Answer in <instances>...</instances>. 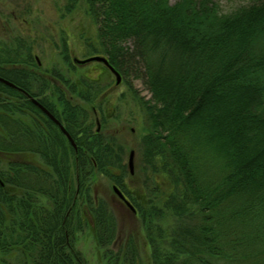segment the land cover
Masks as SVG:
<instances>
[{
    "label": "trees",
    "instance_id": "trees-1",
    "mask_svg": "<svg viewBox=\"0 0 264 264\" xmlns=\"http://www.w3.org/2000/svg\"><path fill=\"white\" fill-rule=\"evenodd\" d=\"M76 9L92 27L89 52L108 59L145 113L146 134L131 147L139 163L132 176L122 134L106 131L103 63L68 92L56 86L55 104L44 95L50 81L40 77L43 87L33 91L38 78L20 67L37 65L34 51L5 46L2 67H16L0 68V76L40 100L77 149L22 93L0 82V153L13 158L0 170V264H87L75 235L89 213L100 242L113 243L115 221L94 197L98 175L133 196L150 264H264V0L226 14L214 0H67L65 12ZM133 69L143 72L150 100L135 91ZM77 96L85 105L68 100ZM16 113L32 117L37 129ZM31 151L51 170L27 162ZM140 174L145 180L138 187ZM164 214L176 219L167 235L153 218ZM158 238L169 239L172 252L164 253ZM135 243L129 238L118 255L134 253ZM15 251L16 261L5 258ZM135 258L131 264H139Z\"/></svg>",
    "mask_w": 264,
    "mask_h": 264
},
{
    "label": "rangeland",
    "instance_id": "rangeland-1",
    "mask_svg": "<svg viewBox=\"0 0 264 264\" xmlns=\"http://www.w3.org/2000/svg\"><path fill=\"white\" fill-rule=\"evenodd\" d=\"M177 1L178 0H171L172 3ZM251 1L252 0H214V2L218 3L219 9L223 14L229 13L240 6L248 5ZM66 4L67 0H0V55L4 53L6 49L5 46H7L10 51H15L19 45H23L24 51L28 50L27 48L30 47L31 50L34 51L33 55L36 63L38 59L41 66H39L38 63L36 66L32 63L30 65L23 64V66L20 67L28 73L31 72L33 76L38 78L36 80L34 79V82H31L33 91H37L39 88L43 87V83L39 80L42 76L46 77L49 75L57 80L59 84H55V82L46 77L50 83L47 84V90H45L46 93L44 94L55 104H60L56 86L68 92L74 83L80 81L85 72L91 71L93 67H97V62L95 61L86 64L79 61H84L93 56H101L89 52L91 51L92 42H90V38L93 31L87 15H84L81 9H76L72 13H66ZM128 45L130 46V44ZM66 51L69 53V59L67 60ZM2 68L10 70L14 67L5 65ZM109 70L105 71L104 75L101 77V81L106 90L105 92L107 93L109 90H112V95L106 96L107 98L102 104L106 120L105 128L109 133L117 132L119 134L120 132V134H122L119 135L121 142L126 145L127 148L125 162L128 166L131 147L138 139V134H146L145 129L147 127V121L145 113L135 98L133 91L127 84H121L123 78H121V82L117 84L116 76ZM140 70L141 69H139V71ZM134 71L135 69L132 70L129 79L135 91L138 92L140 97H143L145 100H150L152 95L148 87L143 83V72L140 71V73H142L141 75L139 72ZM53 92H56V94ZM70 95L71 94H69V96ZM68 100L75 102L74 104L76 105H85V102L78 96L76 98L70 97ZM0 111H2V108H0ZM96 116L97 114L94 111L91 116L94 123L96 118H100ZM12 117L20 119L28 124L32 128V131L37 129L32 117L22 113L13 114ZM100 123L102 125V122ZM1 131L3 133L4 128L0 122V132ZM30 136V142L36 141L38 143L34 135L31 134ZM9 155L8 153H0V170H7L9 163L13 159L12 156ZM20 157V155H15L14 160L17 161ZM25 158L27 162L45 168L48 171L51 170V168L44 163L43 158L35 151L26 153ZM138 163L139 157L136 152V166ZM144 178L145 174L144 176L140 174L134 185L140 187L145 180ZM93 181L94 197L96 196L97 200L103 199L109 206H107L108 209L106 208L103 214H106L115 221L116 234L113 243L110 245L101 243L98 237L99 229L95 228V217L89 213V222L84 224L81 231L76 232V250L83 256L87 264H115V256L119 257V264H131L134 257H138L139 264H150L151 252L145 242L144 237L146 233L141 229V220L138 219V215L131 214L126 210V205L124 204L125 206H123L113 190V185L107 178L98 175ZM14 189L17 190L15 193L20 194L22 192L21 188ZM143 195L145 194L143 193ZM37 197L41 201L40 204L46 207L50 205L47 196L38 195ZM144 200L146 206L144 208H149L150 204L147 203L148 199L145 198ZM79 206L81 210L86 208V204L82 202H80ZM51 208L52 206L50 205L49 209ZM8 215L7 220H10V213H8ZM153 218L156 224L163 227L166 231V235L172 231V228L176 224V219L166 214H164V218L161 220L157 217ZM129 238L136 242L134 253L132 250H126L127 253L125 252V254L121 253L118 255L119 249L125 245ZM166 238L169 237L166 236ZM158 240H160L159 245H161V250L164 253L172 252L168 245L169 239H166L167 242H162L163 238H158ZM17 253L18 252L15 251V253L5 258L14 262L19 256Z\"/></svg>",
    "mask_w": 264,
    "mask_h": 264
},
{
    "label": "water",
    "instance_id": "water-1",
    "mask_svg": "<svg viewBox=\"0 0 264 264\" xmlns=\"http://www.w3.org/2000/svg\"><path fill=\"white\" fill-rule=\"evenodd\" d=\"M100 62V63H104L109 69L110 71L116 76L117 78V84H119L121 82V75L120 73L113 67L110 65L108 59L106 57H103V56H93L91 58H88L86 60H82V61H79L83 64H86V63H89V62ZM0 82L4 83L5 85L7 86H10L12 88H16V89H20L19 87H17L14 83L0 77ZM21 91L25 92L24 90L20 89ZM26 93V92H25ZM27 94V93H26ZM28 95V94H27ZM30 99L38 106H40L42 108V110L53 120L55 121L61 128L62 132L65 133V135L67 136L68 140L70 141V143L73 145V147L76 149V144L74 142V140L72 139V137L70 136V134L67 132V130L64 128V126H62V124L43 106L40 105L39 102H37L36 99H34L33 97L29 96ZM135 158H136V153L135 151H131L130 152V156H129V161H128V166H129V169H130V172L131 174L133 175L135 173ZM114 192L116 193V195H118V197H120L121 199L124 200V196L122 194V192L117 188V187H114ZM134 212H135V209H133L130 204H127Z\"/></svg>",
    "mask_w": 264,
    "mask_h": 264
},
{
    "label": "flooded vegetation",
    "instance_id": "flooded-vegetation-1",
    "mask_svg": "<svg viewBox=\"0 0 264 264\" xmlns=\"http://www.w3.org/2000/svg\"><path fill=\"white\" fill-rule=\"evenodd\" d=\"M0 62H1V60H0ZM37 63H38V65L39 66H41V64H39V62H38V59H37ZM14 67H16V66H14ZM0 68H2V65H1V63H0ZM1 77V76H0ZM48 79H50L51 81H53V82H55V84H59L58 82H57V80H55L53 77H50L49 75H47L46 76ZM2 83V82H1ZM22 89V88H21ZM17 91H19L20 93H22L33 105H35L40 111H42V113L45 115V117L47 118V119H49V120H51L53 123H54V125L56 126V127H58V129H59V131L63 134V135H65V133H63L62 132V130H61V128H60V126L55 122V121H53L43 110H42V108L40 107V106H38V105H36L31 99H30V97H29V95H27L25 92H23V91H21L20 89H16ZM22 90H24V89H22ZM31 95V94H30ZM32 96V95H31ZM33 97V96H32ZM34 99H36L37 100V102H39L40 103V105L41 106H43V107H45L44 105H43V103L40 101V100H38L37 98H35V97H33ZM57 119V118H56ZM58 121H59V119H57ZM64 126V125H63ZM65 137L67 138V136L65 135ZM68 139V138H67ZM73 139V138H72ZM69 141V140H68ZM69 143H70V141H69ZM71 144V143H70ZM72 145V144H71ZM123 204V203H122ZM125 204V203H124ZM123 204V206H125L126 207V210L129 212V213H131V214H136L132 209H130L129 207H128V205L127 204H125L124 205Z\"/></svg>",
    "mask_w": 264,
    "mask_h": 264
},
{
    "label": "bare ground",
    "instance_id": "bare-ground-1",
    "mask_svg": "<svg viewBox=\"0 0 264 264\" xmlns=\"http://www.w3.org/2000/svg\"><path fill=\"white\" fill-rule=\"evenodd\" d=\"M3 78V77H2ZM5 79V78H4ZM7 80V79H6ZM17 86V85H16ZM18 87V86H17ZM20 88V87H19ZM14 89H16V88H14ZM21 89V88H20ZM25 91V90H24ZM26 92V91H25ZM29 96H31L28 92H26ZM112 93V90L110 91H108L107 93H105V95L106 96H109V95H112L111 94ZM32 97V96H31ZM95 112H96V110H94ZM97 113V112H96ZM97 119V120H96ZM95 119V124H96V131L97 132H100L101 131V129H102V125H101V120H100V118H96ZM61 124H62V122L61 121H59ZM62 126H63V124H62ZM133 131H134V129H133ZM133 151V150H132ZM135 151V150H134ZM135 153H136V151H135ZM129 171H130V169H129ZM135 171H136V158H135ZM130 174H131V172H130ZM135 174V173H134ZM133 174V175H134ZM132 175V174H131ZM132 175V176H133ZM114 187H117V186H113V188ZM118 188V187H117ZM119 189V188H118ZM120 190V189H119ZM121 191V190H120ZM122 192V191H121ZM122 194H123V196H124V200L123 199H121L120 197H118L119 199H120V201H121V203H125V204H130V206L133 208V209H135V213H136V215H137V211H136V207H135V205H134V203H133V199L134 198H132L131 196H128V195H126L125 193H123L122 192ZM129 207V206H128Z\"/></svg>",
    "mask_w": 264,
    "mask_h": 264
}]
</instances>
